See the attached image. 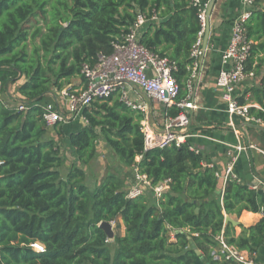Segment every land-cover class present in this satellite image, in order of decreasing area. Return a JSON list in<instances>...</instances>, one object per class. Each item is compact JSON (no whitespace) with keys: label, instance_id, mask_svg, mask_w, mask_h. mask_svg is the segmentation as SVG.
I'll use <instances>...</instances> for the list:
<instances>
[{"label":"trees","instance_id":"16d2710c","mask_svg":"<svg viewBox=\"0 0 264 264\" xmlns=\"http://www.w3.org/2000/svg\"><path fill=\"white\" fill-rule=\"evenodd\" d=\"M153 10L160 22L148 24L140 42L176 63L173 77L184 97L190 52L200 31L189 0H0V97L9 82L22 81L17 94L25 105L20 111L0 99V264H222L210 255L221 234L228 245L250 255L264 245V191L228 178L217 195V167L203 166L206 157L187 142L145 150L143 115L116 97L83 109L80 118L87 124L66 140L78 164L62 170L61 147L46 134L59 124L46 126L41 102L72 79L79 84L68 87L69 94L85 91L83 68L93 69L100 56L114 53L137 12L150 17ZM247 34L253 42L264 38V11L252 13ZM36 38L38 45L28 53L26 42ZM259 47L264 49V42ZM249 92L239 103L257 105L250 115L264 121V86ZM62 128L55 133L64 139ZM99 137L108 158L117 156L151 187L167 182L162 197L146 189L127 199L116 173L87 187L83 168L97 157ZM223 212L237 218L258 213L261 219L249 229L238 225L236 235L231 223L224 224ZM118 219L125 233L108 243L99 225L120 229ZM34 243L44 252L36 253Z\"/></svg>","mask_w":264,"mask_h":264},{"label":"built area","instance_id":"2783aa9c","mask_svg":"<svg viewBox=\"0 0 264 264\" xmlns=\"http://www.w3.org/2000/svg\"><path fill=\"white\" fill-rule=\"evenodd\" d=\"M191 6L197 9L200 31L190 52L191 65L188 67L190 75L185 82L186 95L180 97V87L173 72L177 71V65L166 57L154 54L140 42V37L145 27L150 23H156L158 16L155 11L147 17L144 13L137 12L135 21L129 28V32L123 37L121 44L114 45V53L108 57L100 56L98 64L93 69L83 68V73L88 80L85 91H74L68 93L62 91L67 108L62 111L55 103H44L41 105L43 120L48 128L58 124H68L79 118L83 109L90 107L95 101L104 102L110 97H116L120 103L131 111L143 115V124L146 126L145 118L149 113V106L141 98L154 102L163 107L161 132H144L145 150L162 148L171 143L179 146V134L189 125L188 110L195 108V97L197 84L195 83L198 71L201 68L205 52L202 49L203 37L206 29L207 2L203 0H189ZM245 11L232 21L231 33L228 45L223 51L221 62L224 68L219 71L215 85L222 93V101L228 116V126L233 132L237 145L234 150L242 153L247 150L259 152L264 157V151L254 145H245L241 140V132L235 125L234 120L243 121V125L255 124L264 128V121L255 119L250 115L249 109L252 105L240 104L236 96V88L248 79L254 78L253 71L248 70L253 41L248 38L247 25L251 20L255 0H243ZM256 108H259L258 106ZM17 109L25 110V105L19 104ZM177 110L176 115L171 110ZM143 129V128H142ZM160 137H157L158 135ZM196 154L199 150L191 147ZM213 168L214 165H204ZM234 164L226 165L224 170H217L215 177L222 182L223 186L228 178L237 179L233 173ZM137 172V170L135 169ZM138 179H142L143 185L152 190L154 197L160 199L167 191V182L151 187L146 176L137 173ZM254 190L264 191V184L250 186ZM144 193V188L133 187L127 191L126 198L134 199ZM217 249L220 253L219 260L222 264H264L255 260L256 253L250 255L234 246L228 245L222 234L216 238ZM31 248L36 253L44 252V246L34 243Z\"/></svg>","mask_w":264,"mask_h":264},{"label":"crops","instance_id":"0c3cea01","mask_svg":"<svg viewBox=\"0 0 264 264\" xmlns=\"http://www.w3.org/2000/svg\"><path fill=\"white\" fill-rule=\"evenodd\" d=\"M203 1L209 2V0ZM242 1L243 0H215L209 17V40L201 68L198 71L195 81L197 84L194 102L195 108L187 111L189 125L180 132L179 138L181 142H187L191 147L202 152L207 159L203 162V166L215 165L218 170L222 171L225 169L226 165L233 163V173L238 181L241 184L253 186L257 185L258 182L264 184V157L259 152L249 150L248 148L242 153H237L234 150V147L238 143L228 126V116L225 111V104L221 98L222 93L215 85L219 71L224 68L221 62V56L229 42L232 21L245 11ZM255 11H264V1L255 3L253 12ZM159 22L160 19L158 18L156 23ZM263 42L264 38L260 41L253 42V46L256 47V49L251 53L248 63L250 66L249 70L254 72L255 77L246 80L236 88L235 94L239 98L244 97V99L247 100L251 95L249 92L250 89L259 88L262 85L264 86V49L260 47L258 49L259 44ZM78 84L79 81L76 85H72L71 87L77 86ZM61 94L62 93H60V95ZM60 95L49 93L41 104L55 103L62 111H66V100ZM139 95V98L149 106V113L145 118L146 126L148 127L147 130L159 134L162 127L163 107L146 100L140 93ZM0 99L8 107H17L5 97H1ZM252 106L257 107V105ZM73 122L74 121L69 122L66 126L73 124ZM234 122L237 123L238 119H235ZM247 126L254 130L260 129L264 132V128L258 125L247 124ZM54 132V129H48L46 133L47 138L58 141V137ZM72 132L71 129L68 130L65 128L63 143L66 144V140ZM256 132L257 131L251 132L249 138L247 137L248 144H244L247 146L254 145L258 149L264 151V138L259 137ZM157 137H160V135ZM61 155L65 159L62 169L64 172H66L72 164H78L72 148L66 146L65 153L63 152ZM109 155L110 154H108L106 158H108ZM98 165H101L99 156L95 157L88 166L83 168L86 175L85 185L89 188L99 185L109 173H116L124 181L125 191L140 186L144 188V191L148 189L143 185L142 179H138L135 169L126 167L119 160L115 162L110 169L105 165L103 168L99 167V170H97ZM218 189L220 191L218 194L222 196L223 184L221 181H219ZM223 214L224 217L228 216L224 212ZM228 217L237 224V226H234L235 234L239 235L241 229L238 225H241L245 229H249L258 223L261 219V214L243 212L238 218L235 216ZM211 255L215 260L220 261V253L217 248L216 250L213 249ZM255 260L258 263H264V245L256 252Z\"/></svg>","mask_w":264,"mask_h":264},{"label":"rangeland","instance_id":"374dc122","mask_svg":"<svg viewBox=\"0 0 264 264\" xmlns=\"http://www.w3.org/2000/svg\"><path fill=\"white\" fill-rule=\"evenodd\" d=\"M39 43V39L36 38L34 42L30 43L29 41L26 42V51L28 53L31 52L32 48H33V45H38ZM249 67V63L247 64V68ZM78 79H72L69 83V85L67 87H65V89L63 91H66V89H68V87L72 86V85H76V83H78ZM22 81H15V82H9L4 88H3V94L1 95V97H5L7 98V100L11 101L14 105L18 106L20 103H22V100L21 98L18 96L17 94V87L21 84ZM52 92L54 93V90H52ZM61 93V92H60ZM60 93H55V95H60ZM14 96V97H13ZM57 96V97H58ZM61 96V95H60ZM0 97V98H1ZM61 98V97H60ZM74 121L73 124L69 125V126H61L60 124L55 128V129H61V127H63L62 129L66 128V129H71V130H76V128H80L84 125L87 124L86 121L82 120L80 117L72 120ZM71 122V121H70ZM236 127L238 128V131L241 132V136H240V140L243 142V143H246L248 144L247 142V137L249 138V135L251 132H254V131H257V135L259 137H263L264 138V132L261 131L260 129H252V128H249L248 126H244L243 125V121L241 120H238L237 123H235ZM142 128H143V131L144 132H148L147 131V128L143 126V124H141ZM260 126V125H258ZM261 127V126H260ZM74 128V129H73ZM54 129V131H55ZM55 133V132H54ZM56 134V133H55ZM59 140L57 141V143L60 145L61 147V153H65L66 151V146L67 144L63 143V137L62 138H58ZM108 153H110L109 149L106 148L105 146V143H104V140L102 137H99L98 139V144H97V147H96V155L99 156V160L101 161V165L99 166L98 165V168L97 170H99V167H104L105 165H107L108 169L111 168V166L113 164H115V162L118 161V158L117 156H113L111 157L112 159L110 158H106V156L108 155ZM115 161V162H114ZM218 195V193H217ZM119 224H120V229H114V224H112V230H113V240L112 241H109L108 243H113L114 241V237L115 235H124L125 233V230H124V226L122 224V221L120 219H118L117 221ZM170 237L171 239L173 238V234L171 233L170 234ZM217 248V247H216ZM216 248H213L216 250ZM213 249L211 251H213ZM211 255V253H210ZM212 256V255H211Z\"/></svg>","mask_w":264,"mask_h":264},{"label":"water","instance_id":"95a60500","mask_svg":"<svg viewBox=\"0 0 264 264\" xmlns=\"http://www.w3.org/2000/svg\"><path fill=\"white\" fill-rule=\"evenodd\" d=\"M215 3V0H209L207 4V9H206V29L203 37V42H202V49L205 52L207 48V43L209 40V17L213 8V5ZM219 193V189L216 191ZM197 212V211H196ZM231 223L233 226H237L235 222H233L228 216L224 217V224ZM99 227L105 232L107 241H112L113 239V230H112V224L107 223V222H102ZM196 254L199 255V251H196Z\"/></svg>","mask_w":264,"mask_h":264}]
</instances>
